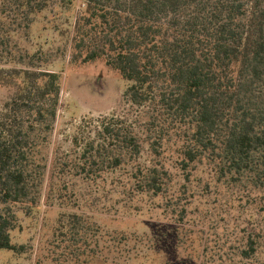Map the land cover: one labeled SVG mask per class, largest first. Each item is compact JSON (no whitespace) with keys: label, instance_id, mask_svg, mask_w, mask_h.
I'll return each instance as SVG.
<instances>
[{"label":"trees","instance_id":"obj_1","mask_svg":"<svg viewBox=\"0 0 264 264\" xmlns=\"http://www.w3.org/2000/svg\"><path fill=\"white\" fill-rule=\"evenodd\" d=\"M74 2L0 0V89L9 93L0 107V251L23 252L11 241L12 208L28 216L39 202L47 171L42 147L61 91V75L41 70L61 50L29 54L18 41L36 17L71 11ZM83 6L70 35L72 60H102L127 83L123 96L137 115L99 119L86 136L78 130L68 156L50 170L52 194L66 205L89 197V205L94 193L106 203L119 193L113 203L126 210L139 198L160 199L159 214L181 222L192 212L191 186L206 175V189L231 190L221 211L261 198L264 217V0H83ZM165 152L174 155L183 184L167 169ZM75 179L86 193L68 197ZM62 217L66 234L92 231L85 213ZM259 239L249 233L231 254L251 259Z\"/></svg>","mask_w":264,"mask_h":264},{"label":"rangeland","instance_id":"obj_2","mask_svg":"<svg viewBox=\"0 0 264 264\" xmlns=\"http://www.w3.org/2000/svg\"><path fill=\"white\" fill-rule=\"evenodd\" d=\"M83 8V0H75L71 11L54 8L44 12L35 18L27 36L18 41L29 54L41 51L55 55L61 50L60 56L41 66V70L61 75V91L52 134L42 147L47 171L39 202L28 216L12 208L17 221L10 237L13 244L24 247L23 252L0 251V264H264V217L258 213L261 198L235 202L226 213L225 200L231 199V190L220 186L206 189V175H201V183L191 186L196 196L186 207L192 212L181 222L178 217L159 214L154 204H160V199L151 202L139 198L126 210L113 203L121 197L119 193L112 194L108 203L101 193H94L95 203L89 205L84 203L89 197L83 203L66 205L52 194L50 170L58 158L68 156L78 130L86 136L99 119L117 116L132 120L137 115L123 96L127 83L102 60L88 64L72 60L70 35ZM8 96L0 89V107ZM148 151L146 146L141 161H148ZM173 157L165 152L163 160L183 184ZM75 181L73 189L69 186L68 197L72 191L86 193L80 180ZM108 187H112L109 182ZM177 189L172 188L174 192ZM3 209L0 204V211ZM71 212L85 213L88 217L82 218L92 231L85 236L66 234L67 217L62 215ZM249 233L260 236L255 256L244 260L238 253L232 255L231 246H242L241 238Z\"/></svg>","mask_w":264,"mask_h":264}]
</instances>
